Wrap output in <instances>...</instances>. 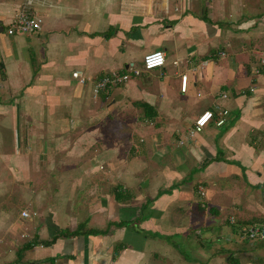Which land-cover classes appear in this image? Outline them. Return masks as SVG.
I'll return each mask as SVG.
<instances>
[{
  "label": "crops",
  "instance_id": "obj_1",
  "mask_svg": "<svg viewBox=\"0 0 264 264\" xmlns=\"http://www.w3.org/2000/svg\"><path fill=\"white\" fill-rule=\"evenodd\" d=\"M125 1L35 0L38 33H0V264H264L245 238L264 225V0H157L152 14ZM23 3L0 0L5 20ZM154 51L163 68L96 99L72 78ZM219 110L224 126L187 139ZM199 230L230 250L189 261L179 242Z\"/></svg>",
  "mask_w": 264,
  "mask_h": 264
},
{
  "label": "built area",
  "instance_id": "obj_2",
  "mask_svg": "<svg viewBox=\"0 0 264 264\" xmlns=\"http://www.w3.org/2000/svg\"><path fill=\"white\" fill-rule=\"evenodd\" d=\"M157 0H126L128 6L139 13L147 12L154 13ZM35 0H24V3L17 9L8 20H5L6 15L2 16L0 12V27L8 36L16 35H32L41 30L42 20L34 14ZM188 9L190 10L189 6ZM224 55V54H223ZM166 65V55L163 51H154L144 56L142 66L129 67L124 73L113 72L101 76L94 81H91L82 71H75L72 73V78L80 85H85L92 82L93 97L96 99L102 93L107 92L111 88L120 87L126 84L132 77L140 76L144 72H150L156 69H161ZM259 68L264 69V54L260 55ZM256 74L261 73L260 69L255 70ZM185 83L184 92L187 86V76L182 77ZM224 98L226 97L223 96ZM228 110L206 111L194 123L193 127L187 133V139L193 138L195 135L203 132V130L214 123L217 127H222L226 124L228 117ZM181 145L184 142L180 143ZM198 194L205 195L202 189L198 190ZM25 218L36 217L37 213L22 212ZM234 223V222H233ZM245 238L250 242L261 241L264 242V225L254 224L250 226L245 234Z\"/></svg>",
  "mask_w": 264,
  "mask_h": 264
},
{
  "label": "rangeland",
  "instance_id": "obj_3",
  "mask_svg": "<svg viewBox=\"0 0 264 264\" xmlns=\"http://www.w3.org/2000/svg\"><path fill=\"white\" fill-rule=\"evenodd\" d=\"M142 60H140V62H142ZM136 65H142L141 63H136ZM226 229V228H225ZM195 232V233H194ZM204 231L202 230H199V231H192V233L194 234H191L190 236V239H189V242H183L182 244L178 241V240H175L177 243L179 242V247L180 248V252L182 253V255L184 257H186L189 261H193V263L196 261V258L197 257H200L201 259H203L204 261L207 260L205 259L204 257H211V258H214V257H221V253L218 251V248L219 247H223L224 249L226 250H230L229 248V245H218L217 242H213V243H205L204 246L202 247L201 245L198 244V236L200 238V235L203 233ZM197 238V239H195ZM232 239H238L240 240L239 236L238 235H233V238ZM188 241V240H187ZM241 243H244L242 240H240ZM252 243V242H250ZM245 246H248L245 244ZM251 246V245H249ZM228 250V251H229ZM228 251H226L225 253H228ZM229 254H231L229 252ZM228 254V255H229ZM227 255V256H228ZM225 256V258L227 257ZM237 258L233 259L231 262H233V264H238L239 262L236 260ZM223 264H227L226 262H224Z\"/></svg>",
  "mask_w": 264,
  "mask_h": 264
},
{
  "label": "trees",
  "instance_id": "obj_4",
  "mask_svg": "<svg viewBox=\"0 0 264 264\" xmlns=\"http://www.w3.org/2000/svg\"><path fill=\"white\" fill-rule=\"evenodd\" d=\"M143 108L145 109V110H147V109H149V107L148 106H146V105H143ZM117 198H118V196H116ZM236 224V223H235ZM233 227H234V230L237 232V231H240L243 227H247L246 225L245 226H243V227H238V229L237 228H235L236 227V225H233ZM84 227H79L78 228V230L77 231H74V232H71V231H68V230H64V231H59L53 238H52V240L51 241H48V242H44V243H42V244H44V245H49V244H52V243H54L55 241H57L58 239H60V238H62V237H65V238H70V237H74V236H79V235H82V233H81V230L83 229ZM95 231H92V230H86L85 232H84V235L85 234H93ZM246 234V233H245ZM255 242H257V241H255ZM38 244H40V242H36V243H30V244H27V245H25L22 249H21V251L22 250H28V249H31L33 246H36V245H38ZM20 251H19V254H18V259L20 260ZM117 257V255H115V258ZM233 259H235V256L233 255V254H229V260L230 261H232ZM232 263V262H231Z\"/></svg>",
  "mask_w": 264,
  "mask_h": 264
},
{
  "label": "water",
  "instance_id": "obj_5",
  "mask_svg": "<svg viewBox=\"0 0 264 264\" xmlns=\"http://www.w3.org/2000/svg\"><path fill=\"white\" fill-rule=\"evenodd\" d=\"M3 32V29L0 27V33Z\"/></svg>",
  "mask_w": 264,
  "mask_h": 264
}]
</instances>
